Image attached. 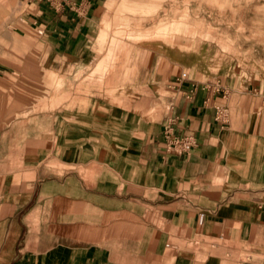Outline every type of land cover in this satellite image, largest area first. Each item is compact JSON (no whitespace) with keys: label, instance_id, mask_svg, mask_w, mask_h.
<instances>
[{"label":"crops","instance_id":"crops-1","mask_svg":"<svg viewBox=\"0 0 264 264\" xmlns=\"http://www.w3.org/2000/svg\"><path fill=\"white\" fill-rule=\"evenodd\" d=\"M28 4L59 79L0 114V264H264V0Z\"/></svg>","mask_w":264,"mask_h":264},{"label":"rangeland","instance_id":"rangeland-1","mask_svg":"<svg viewBox=\"0 0 264 264\" xmlns=\"http://www.w3.org/2000/svg\"><path fill=\"white\" fill-rule=\"evenodd\" d=\"M29 6L27 0H0V114L13 109L17 92L24 89L16 80L42 86L47 79H59L49 70L59 64V56L50 51V43L39 29H26L24 17ZM256 57L264 63L263 53Z\"/></svg>","mask_w":264,"mask_h":264},{"label":"built area","instance_id":"built-area-1","mask_svg":"<svg viewBox=\"0 0 264 264\" xmlns=\"http://www.w3.org/2000/svg\"><path fill=\"white\" fill-rule=\"evenodd\" d=\"M35 0H27V2H33ZM217 90L219 87L216 88ZM216 119L220 122H226L228 119V114L226 109L217 107L216 111ZM172 126L170 124H167L164 129V138L167 145V148L169 151L173 152H185L189 151L192 148V137L184 136V137H176L172 133Z\"/></svg>","mask_w":264,"mask_h":264},{"label":"bare ground","instance_id":"bare-ground-1","mask_svg":"<svg viewBox=\"0 0 264 264\" xmlns=\"http://www.w3.org/2000/svg\"><path fill=\"white\" fill-rule=\"evenodd\" d=\"M134 10V9H133Z\"/></svg>","mask_w":264,"mask_h":264}]
</instances>
